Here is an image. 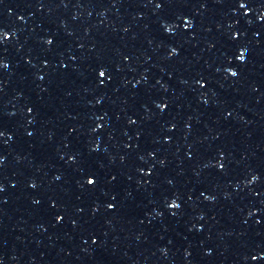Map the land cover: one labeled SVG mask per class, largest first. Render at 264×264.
Masks as SVG:
<instances>
[{
  "label": "snow or ice",
  "instance_id": "6c2138e0",
  "mask_svg": "<svg viewBox=\"0 0 264 264\" xmlns=\"http://www.w3.org/2000/svg\"><path fill=\"white\" fill-rule=\"evenodd\" d=\"M100 75H101V76H103V75H104V73H103V72H101V73H100ZM88 183H89V184H92V183H94V181L90 179V180L88 181Z\"/></svg>",
  "mask_w": 264,
  "mask_h": 264
}]
</instances>
